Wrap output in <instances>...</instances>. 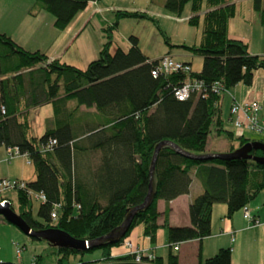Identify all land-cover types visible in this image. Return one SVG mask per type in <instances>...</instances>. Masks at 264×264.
I'll use <instances>...</instances> for the list:
<instances>
[{"label": "trees", "instance_id": "1", "mask_svg": "<svg viewBox=\"0 0 264 264\" xmlns=\"http://www.w3.org/2000/svg\"><path fill=\"white\" fill-rule=\"evenodd\" d=\"M33 1L53 17L55 29L64 30L79 11L97 0ZM203 1L199 43L178 45L202 59L199 71L190 67L187 73L153 76L157 59L145 56L132 35L126 49L110 50L119 19L152 20L142 11L117 10L116 21L104 29L105 42L97 58L84 68L50 59L39 50H27L0 32V147L16 146L34 167V179H23L25 187L13 191L17 208L7 196L0 202L9 201L12 210L35 230L57 228L90 244L88 250L80 251L43 240L54 248L53 264L133 262L131 253L114 257L110 250L122 245L137 225L150 242L155 241L159 227H164L170 248L182 241L201 240L210 235L214 203H224L225 216L230 217L264 190V164L251 158L264 156L261 150L251 149L250 158L196 155L205 150L211 129L236 141L225 153L254 141L224 127L219 100L238 83L250 85L254 71L264 72V56L251 54L244 41L228 35V21L236 13L232 0H164V8L180 16L188 6L186 21L195 25ZM252 5L264 27V0H252ZM187 81L198 82L199 90L178 99L175 90ZM48 103L52 125L30 136L29 111ZM81 107L94 109L99 121H81V113H87ZM86 149L99 152L90 167L85 166ZM192 176L202 191L188 206L190 224L169 225L167 209L159 224L157 200L167 203L187 193ZM28 190L40 192L45 199L34 202ZM53 210L56 217L51 219ZM94 251H99L98 258L83 259L85 253ZM230 254V248H220L198 264H229ZM43 261L44 256L37 254L30 264ZM149 262L163 264L154 255ZM166 264H177L171 251Z\"/></svg>", "mask_w": 264, "mask_h": 264}, {"label": "rangeland", "instance_id": "2", "mask_svg": "<svg viewBox=\"0 0 264 264\" xmlns=\"http://www.w3.org/2000/svg\"><path fill=\"white\" fill-rule=\"evenodd\" d=\"M239 6L238 23L233 25V29H241L244 35L249 37L257 36V30L261 27L260 14L254 10L252 0L241 3ZM40 10V19L46 29L52 30L51 41L55 35L58 34L57 29L51 27V20L53 17L46 11L39 9L38 5H33L32 11ZM117 10L127 11H142L152 18H121L117 21L116 28L112 31V43L110 50L113 51L117 46L126 49L129 46L128 37L130 35L137 38V46L141 52L149 59H157L165 53L171 55L178 60H186L190 62L192 71H199L201 66V57L192 55L189 51L178 47V45H197L200 40L202 31V16L205 10V2L203 1L199 19L197 24L190 25L186 18L189 14V7L186 6L180 16H175L164 8V0H97L87 4L85 9L79 11L75 15L74 23H71V29L59 30L63 32V41L59 38L57 42L51 46L49 53L55 51V47L59 43H67L66 53L61 58V61L74 65L78 68H84L88 62L94 60L98 56L99 48L105 42V31L108 26L116 21L115 13ZM244 18L249 21L243 25ZM82 23V24H81ZM73 24V25H72ZM81 24L78 31H73L75 25ZM53 28V29H52ZM68 30V31H67ZM238 31V32H241ZM67 32V33H66ZM242 33V32H241ZM62 34V33H61ZM165 40L169 44L165 43ZM257 37L252 38V41ZM51 41H46L43 47H49ZM172 45V46H170ZM254 45V44H253ZM37 46H32L31 51L37 49ZM252 47V46H251ZM252 49V48H251ZM237 89L229 88L221 94L219 100V107L221 110V117L224 120V127L235 132H242L244 136L261 141L264 143V135H260L248 130L233 128L227 119L230 99L228 93L236 94ZM73 102L69 103L72 106ZM85 110V109H82ZM84 112V111H82ZM81 113L80 120L88 122H98L100 117L95 115L94 109ZM260 117V116H259ZM28 121L30 123V136L40 135L44 129L52 125V106L50 103L40 105L33 108L28 113ZM231 146H236V141L227 139L224 132L218 134L215 129H211L203 152L196 155H208L224 153ZM4 157L3 147H0V158ZM27 157H18L11 161V163L2 162L0 164V171L4 172L10 177L23 178L27 181L34 179V167L31 161L27 163ZM14 209L17 208V200L15 192H8L6 194ZM259 200L261 195H257ZM254 200V199H253ZM224 203H214L211 211V226L218 224L223 213ZM37 204L34 203L35 210ZM264 207V206H263ZM242 215V211L238 210ZM141 228V226L139 225ZM166 232V229H164ZM20 249L19 260L16 257L15 248ZM138 248V247H137ZM139 249V248H138ZM54 248L48 246L43 240H32L24 235L15 226L0 219V261L9 263L29 264L31 257L37 254L44 256V264H53L55 256L52 254ZM99 251L85 253L83 259H96L99 256ZM19 261V262H18Z\"/></svg>", "mask_w": 264, "mask_h": 264}, {"label": "crops", "instance_id": "3", "mask_svg": "<svg viewBox=\"0 0 264 264\" xmlns=\"http://www.w3.org/2000/svg\"><path fill=\"white\" fill-rule=\"evenodd\" d=\"M244 1L246 3L248 0H232L235 4L236 13L235 16L228 21V35L230 38L244 41L251 54L264 56V27L262 25L257 30V36H254L257 37V41H252V38H254L253 35L252 37L244 35L241 29H233L232 31L233 25H236L239 21L237 20V18H239V6L237 7V5H241ZM33 5H35L33 0H0V32L9 35L17 44L27 50H32L30 49L32 46H37L35 50L46 53L50 59L57 58L61 60L67 52L65 49L67 48V43L57 44L53 53H49V50L51 46L57 42V39L60 38L63 41L65 34L63 35V32L57 30L58 34L55 35L51 41L52 30L46 29L42 18L40 19L42 15L40 14V10L37 12L32 11ZM74 19L75 17L72 21H74ZM240 19L244 20L242 23L243 25L249 22L244 18ZM72 21L66 29H71L70 25L74 23ZM81 24L75 25L73 31L77 32ZM51 27H53V19L51 20ZM46 41H51V44L47 48L43 47ZM232 88L233 90H237L235 92L236 94H233V92L228 93L230 103L232 100H241L244 98L257 99L260 104L259 116L264 119V72L262 70L259 69L254 71L252 83L250 85L246 86L238 83ZM80 109L82 110L84 108L81 107ZM82 111H86V109ZM233 132L235 135L239 134L238 131ZM85 153V166L90 167L93 166L92 164H96L99 152L86 149ZM0 176L17 178L10 177L2 171H0ZM201 191L202 188L199 181L192 176L189 191L187 193L178 195L167 203L162 199H158L156 203L158 212L157 222L159 224L162 223L165 209H167L169 225H189L188 206L190 201L200 194ZM258 195H261L259 200L255 198L247 204V207L250 214L259 221V225L251 226L237 211L230 217H226V208L223 206V215L217 225L213 224V226H211L209 236L201 240L192 239L179 242L176 250L169 247L164 227H159L154 242H150L148 237L143 236L142 228H140L139 225L131 230L126 239L131 241L133 246L147 250L154 256L161 257L163 264H166L169 251L176 255L177 264H198L199 259L214 255L220 248H230L231 254L229 264H262L264 262V190ZM110 252L114 257L124 256L127 249L122 244L117 247H112ZM32 258L33 256L28 262L29 264Z\"/></svg>", "mask_w": 264, "mask_h": 264}, {"label": "built area", "instance_id": "4", "mask_svg": "<svg viewBox=\"0 0 264 264\" xmlns=\"http://www.w3.org/2000/svg\"><path fill=\"white\" fill-rule=\"evenodd\" d=\"M182 71L187 73L190 71V66L178 59L173 58L171 55L164 54L157 58V64L152 69V75L155 76L158 73ZM200 84L198 82H184L175 90V96L178 99H184L193 90H199ZM260 104L257 99L244 98L241 100H232L228 108V122L233 128L248 130L260 135H264V119L259 117ZM239 134H243L239 132ZM54 141H50L49 144ZM48 146V145H47ZM4 157L0 158V164L2 162L11 163L14 159L18 157H27L22 154L16 146L13 147H3ZM30 160H27V163ZM25 187V182L23 179L18 178H6L0 176V198L5 197L8 192H13ZM27 195L34 202L43 201L44 195L40 192L27 191ZM242 216L245 220L249 222L251 226L259 225V221L255 219L249 212L247 205L241 208ZM56 217V210L50 213V218L54 219ZM233 240V239H231ZM123 245L127 249V252L132 254L133 262L136 263H150L149 261L153 258V254L147 250L138 249L133 246L132 242L125 239ZM178 244H174L172 248L176 250ZM16 257L19 260L20 249L15 248ZM19 262V261H18ZM21 263V262H20Z\"/></svg>", "mask_w": 264, "mask_h": 264}, {"label": "water", "instance_id": "5", "mask_svg": "<svg viewBox=\"0 0 264 264\" xmlns=\"http://www.w3.org/2000/svg\"><path fill=\"white\" fill-rule=\"evenodd\" d=\"M251 149H259L264 152V143L261 141H249L243 144L241 147L227 153H217L197 156L199 158H250L249 151ZM253 160L260 164H264V156L251 157ZM0 216L7 223L15 226L19 231L29 238H34L36 240H45L48 243L56 247L70 248L80 251H86L90 248V244L87 240L77 239L69 235L67 232L57 229V228H46L35 230L31 228L25 220L15 213L9 201L3 200L0 202ZM14 264V263H5ZM99 264V263H90ZM101 264H150V263H136V262H122V263H101Z\"/></svg>", "mask_w": 264, "mask_h": 264}]
</instances>
